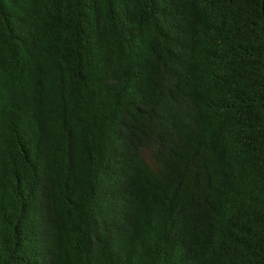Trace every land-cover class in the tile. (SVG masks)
Instances as JSON below:
<instances>
[{
	"label": "trees",
	"instance_id": "obj_1",
	"mask_svg": "<svg viewBox=\"0 0 264 264\" xmlns=\"http://www.w3.org/2000/svg\"><path fill=\"white\" fill-rule=\"evenodd\" d=\"M263 0H0V264H264Z\"/></svg>",
	"mask_w": 264,
	"mask_h": 264
},
{
	"label": "water",
	"instance_id": "obj_2",
	"mask_svg": "<svg viewBox=\"0 0 264 264\" xmlns=\"http://www.w3.org/2000/svg\"><path fill=\"white\" fill-rule=\"evenodd\" d=\"M262 11H263V17H264V0L262 1Z\"/></svg>",
	"mask_w": 264,
	"mask_h": 264
}]
</instances>
